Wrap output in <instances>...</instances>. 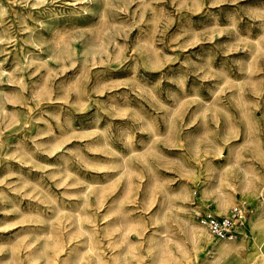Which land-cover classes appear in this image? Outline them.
<instances>
[{"label":"clouds","instance_id":"1","mask_svg":"<svg viewBox=\"0 0 264 264\" xmlns=\"http://www.w3.org/2000/svg\"><path fill=\"white\" fill-rule=\"evenodd\" d=\"M0 264H264V0H0Z\"/></svg>","mask_w":264,"mask_h":264}]
</instances>
